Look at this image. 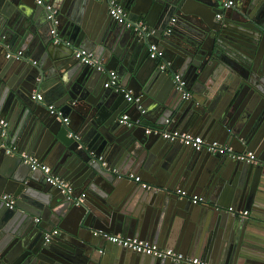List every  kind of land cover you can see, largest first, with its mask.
I'll list each match as a JSON object with an SVG mask.
<instances>
[{
  "label": "water",
  "instance_id": "water-1",
  "mask_svg": "<svg viewBox=\"0 0 264 264\" xmlns=\"http://www.w3.org/2000/svg\"><path fill=\"white\" fill-rule=\"evenodd\" d=\"M33 1L0 0V117L7 119V144L47 163L73 192L62 194L42 172L7 155L0 139V197L15 200L9 209L0 199V264H175L120 247L124 261H114L103 249L116 246L94 231L214 264H263L264 0H235L224 10L219 0H118L130 21L143 18L150 34L141 35L105 15L104 0H50L68 45L54 43L45 10ZM96 4L100 14L87 21ZM151 44L161 59L149 56ZM76 48L92 52L102 70L79 63ZM6 49L21 50L24 59L6 58ZM109 71L124 91L103 87ZM176 73L190 98L175 88ZM34 90L41 101L31 99ZM128 91L138 102L126 101ZM126 107L131 126L119 123ZM167 127L251 152L255 162L145 134ZM129 175L161 190H146ZM178 189L249 215L192 204ZM54 229L59 234L45 244Z\"/></svg>",
  "mask_w": 264,
  "mask_h": 264
},
{
  "label": "built area",
  "instance_id": "built-area-1",
  "mask_svg": "<svg viewBox=\"0 0 264 264\" xmlns=\"http://www.w3.org/2000/svg\"><path fill=\"white\" fill-rule=\"evenodd\" d=\"M107 4V12L108 15L112 20H114L116 23L124 25L126 28L132 29L133 31L137 32L139 35L141 34H150L148 32V27L146 26L145 22L143 20H137V21H130L127 17V13L124 10V8L121 6V4L118 2V0H104ZM222 8L227 9L234 5V0H219ZM35 4L37 6H41L46 13V19L51 24V31L50 35L53 37L55 44L63 43L65 45H68L66 42H62L61 38L59 37L57 33V26L59 24L58 20V10L55 9L52 4L50 3V0H34ZM217 18H220V15H217ZM175 19L171 20V23H174ZM0 42V46H1ZM6 58L8 59H15V60H21L24 59L23 52L20 50L12 51L6 49ZM74 58L81 64L92 66L97 68L98 70H102V65L99 60H97L93 53L82 48H76L73 52ZM149 56L151 58H162L163 57V51H161L156 44H151L149 46ZM168 66L167 63L161 62L160 69L164 70ZM173 83L175 85V88L182 93L183 99H188L191 96V93L189 91H185V81L182 79L181 75L174 74L173 75ZM103 87L105 89H112L114 91H124L123 88L118 83L117 75L115 71H109L107 72L106 79L103 83ZM31 99L33 101H41L42 97L37 92L33 93ZM125 99L128 103L132 102H138L137 98H133L131 95V92L128 91L125 94ZM49 113L54 116L58 121L62 122L63 124H68V118L64 117L62 112L58 110L53 105L48 106ZM141 113H144L141 111ZM139 122V121H138ZM119 123L126 126H131L132 123L129 122V115L127 113L121 115L119 119ZM167 126L170 123V121H166ZM8 123L7 121L0 117V139H1V146L5 149V153L7 155L11 156H17L23 162L25 165L29 166V168L32 171H40L46 176V182L59 189L62 194L69 196L73 192L72 185L63 179H60L59 177L52 174L51 169L39 161L37 158L27 155L23 152H18L17 149L13 146H9L7 144L8 139ZM153 133L155 135L160 136L161 139L168 141L170 143H179L184 147H188L194 151L200 152L205 151L211 155H218V156H225L240 162H246V163H253L255 162V156L251 152H244V153H235L230 147L221 145L214 141H209L205 138H202L201 136L197 135H191L187 133H183L177 130H170L165 129H151L146 128L145 134ZM68 136L76 138V136L73 133H69ZM129 178L132 179L135 183L140 184V186L146 190L154 189L156 191L161 190L158 187H154L152 185H149L145 182L141 181V178L139 176H132L129 175ZM179 198H186L191 201L192 204H205L206 200L203 197L189 194L184 190L178 189L174 192ZM84 195H81L83 197ZM79 197L78 201L80 202L82 198ZM2 201L5 202V205L9 209H13L15 206V200L7 195H2L0 197ZM216 211H222L228 215H230L232 218L238 217L243 218L247 217L249 215V212L247 210H235L233 208L227 207L222 208L215 206ZM38 220H36L37 222ZM59 234V231L57 229L52 230L51 232L45 233L43 236V242L45 244H50L55 236ZM94 236H98L103 238L105 241L110 242L111 244L127 249L135 254H141L144 256L156 258V259H168L170 262L175 264H213L208 261H205L202 258L198 257H192L188 255H184L178 252H175L171 249L167 248H161L155 244H151L147 241L136 239V238H125L118 235H112L109 233L101 232V231H94ZM264 264V263H263Z\"/></svg>",
  "mask_w": 264,
  "mask_h": 264
},
{
  "label": "crops",
  "instance_id": "crops-1",
  "mask_svg": "<svg viewBox=\"0 0 264 264\" xmlns=\"http://www.w3.org/2000/svg\"><path fill=\"white\" fill-rule=\"evenodd\" d=\"M97 1V3H101V1L102 0H96ZM50 3L52 4V6L55 8V9H57L58 11H60V9H59V7H58V5H56V3H54V1H50ZM234 3H235V0H234ZM33 6H35V2L33 1ZM96 6V8H95V12L94 11H89L88 13H87V15H86V20L87 21H89V19H96V17L100 14V10L98 9L99 7H98V5L96 4L95 5ZM221 8H222V6H221ZM222 10H224L223 8H222ZM104 12H105V15H107L108 16V12H107V10H106V8L104 9ZM127 13V12H126ZM221 18V17H220ZM220 18H217V15H216V17H215V19L216 20H219ZM138 20H143V18H139ZM170 23H171V21H170ZM21 51V50H20ZM34 93L35 92H37V90H34L33 91ZM144 110H146V108L144 109ZM132 111H130L129 112V108L128 107H126L125 109H124V113L123 114H125V113H127L129 116H130V113H131ZM122 114V115H123ZM2 118H4V117H2ZM5 119V118H4ZM6 121H7V119H5ZM183 133H186V132H183ZM187 134H189V133H187ZM197 136H200V135H197ZM202 137V136H201ZM202 138H204V137H202ZM208 140V139H207ZM209 141H214V140H209ZM214 142H217V141H214ZM9 143V146H13V147H15L16 149H18V147L14 144V143H10V142H8ZM218 143V142H217ZM220 144V143H219ZM20 152H23V153H25V154H27V152L26 151H24V150H21L20 149ZM27 155H30V154H27ZM30 156H33V155H30ZM34 157V156H33ZM36 158V157H35ZM42 163H44L45 165H47L50 169H51V167L47 164V163H45V162H42ZM52 170V169H51ZM137 176H139L140 178H141V180L143 179L142 178V176L141 175H137ZM145 183H147V182H145ZM148 184V183H147ZM181 190H184V191H186L187 193H189L187 190H185V189H181ZM190 194V193H189ZM193 195H197V196H200V197H203L209 204H213L214 206H218V207H225V205L223 204V203H220V201L218 202V201H216V199H211L210 197H206V196H201V195H198V194H196V193H194ZM8 196V195H7ZM218 200V199H217ZM227 207H230V208H233V209H235V210H239V209H237L236 207H234L233 205H229V206H227ZM242 210H247L248 212H250L248 209H242ZM242 210H239V211H242ZM35 222H36V220H35ZM118 236H120V235H118ZM148 242V241H147ZM165 248H167V249H171V250H173V251H175V252H178V253H181V254H184V253H182V252H180V251H178V250H176V249H173V248H171V247H165ZM118 248H117V246L116 247H113V246H106L104 249H103V251H107V252H109V253H111V255H113L112 256V259H114V261H121V262H123L124 261V257H120L121 256V254H119V250H117ZM111 251V252H110ZM104 253V252H103ZM106 256L108 255L107 253L105 254ZM184 255H186V254H184ZM189 256V255H188ZM192 257H198V256H192ZM198 258H201V257H198ZM214 264V263H213Z\"/></svg>",
  "mask_w": 264,
  "mask_h": 264
}]
</instances>
